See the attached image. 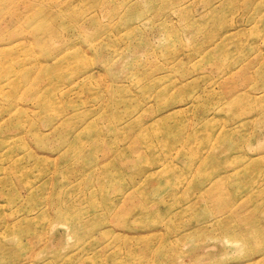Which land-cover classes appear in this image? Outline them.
Returning a JSON list of instances; mask_svg holds the SVG:
<instances>
[{
  "label": "rangeland",
  "instance_id": "obj_1",
  "mask_svg": "<svg viewBox=\"0 0 264 264\" xmlns=\"http://www.w3.org/2000/svg\"><path fill=\"white\" fill-rule=\"evenodd\" d=\"M0 264H264V0H0Z\"/></svg>",
  "mask_w": 264,
  "mask_h": 264
},
{
  "label": "bare ground",
  "instance_id": "obj_2",
  "mask_svg": "<svg viewBox=\"0 0 264 264\" xmlns=\"http://www.w3.org/2000/svg\"><path fill=\"white\" fill-rule=\"evenodd\" d=\"M86 75L83 76L82 78L86 77ZM77 82L78 81H76V83ZM166 116H169V114L164 115L163 117H166ZM219 164L222 165V164H225V162L220 161ZM160 172H162V171L160 170ZM230 172H231V174H234L237 171L233 168V169H231ZM148 175L151 176L152 174H148ZM59 200L60 201L57 202V204L59 205V213H57V220H55L53 226H55L56 224H60L62 227H64V230H65L64 235H63V236H65V238H64L65 242L64 243H65V246H67L68 242H71V241L74 243L79 242L80 236H79V232L77 229V228H79V224H78V222L74 221V218L70 214L69 210L65 209V205H64L65 200H61V199H59ZM121 222H124V224H126L127 221H121ZM253 239H254L253 243L255 245H260L263 242L261 239H256L255 236L253 237ZM261 255H262V253H261Z\"/></svg>",
  "mask_w": 264,
  "mask_h": 264
}]
</instances>
